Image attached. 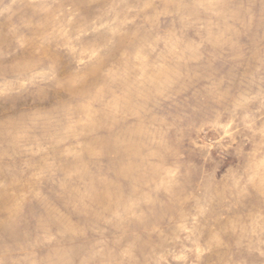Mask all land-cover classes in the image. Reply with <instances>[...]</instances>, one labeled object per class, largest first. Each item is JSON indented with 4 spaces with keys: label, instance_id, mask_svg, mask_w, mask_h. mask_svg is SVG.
<instances>
[{
    "label": "rangeland",
    "instance_id": "obj_1",
    "mask_svg": "<svg viewBox=\"0 0 264 264\" xmlns=\"http://www.w3.org/2000/svg\"><path fill=\"white\" fill-rule=\"evenodd\" d=\"M0 264H264V0H0Z\"/></svg>",
    "mask_w": 264,
    "mask_h": 264
}]
</instances>
